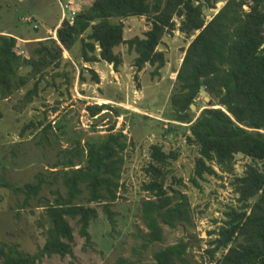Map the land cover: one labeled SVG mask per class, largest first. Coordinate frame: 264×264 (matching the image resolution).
<instances>
[{
	"label": "trees",
	"instance_id": "16d2710c",
	"mask_svg": "<svg viewBox=\"0 0 264 264\" xmlns=\"http://www.w3.org/2000/svg\"><path fill=\"white\" fill-rule=\"evenodd\" d=\"M215 5L214 0H94L72 23H61L56 39L26 43L27 56L17 53L16 38L0 33V98L9 99L33 81V88L23 97L24 104L32 103L48 71L60 69L64 52L71 53L78 43L83 65L104 62L118 70L123 63L118 49L126 45L136 54L138 72L146 65L159 72L166 60L158 48L179 20L178 31L193 39L177 72L171 104L176 121L189 125L187 143L199 152L191 183L200 188L199 181L219 178L216 168L233 173L237 155L251 161L243 176L233 181L240 207L231 209L224 224L210 233L214 239L207 253L213 260L221 253L214 264H264V0H228L206 22L203 9H215ZM129 18H144L150 25L142 38L125 39L122 21ZM88 70L92 82L99 84L96 72ZM56 76L69 81L63 73ZM79 81L87 82L82 75ZM202 91L210 101L197 117H190L191 106ZM108 108L96 105L87 112L95 118ZM50 128L43 129L40 143H48ZM128 147L127 136L111 128L106 136L75 141L58 154L60 159L47 175L38 174L34 182L22 188L4 183L5 188L24 196V206L33 199L41 203L43 189H49L54 200L44 203L41 216L47 235L44 247L29 255L16 244L3 245L1 264H39L44 256H72L74 235L68 219L77 221L81 237L90 243L89 227L98 212L89 205L101 206L114 225L111 208L123 187ZM178 158V153L165 152L161 145L150 148L144 169L148 180L141 187L146 195L140 209L146 229L141 236L144 248L164 242V227L194 226L190 199L180 190L185 185L174 175L173 162ZM85 193L87 204H82ZM188 248L180 239L156 251L151 264H190ZM117 264L131 263L120 259Z\"/></svg>",
	"mask_w": 264,
	"mask_h": 264
},
{
	"label": "rangeland",
	"instance_id": "374dc122",
	"mask_svg": "<svg viewBox=\"0 0 264 264\" xmlns=\"http://www.w3.org/2000/svg\"><path fill=\"white\" fill-rule=\"evenodd\" d=\"M228 0H214L215 9H203L206 22L224 6ZM60 0H0V33L12 34L20 39H31L44 32H52L62 16ZM62 3L65 1L61 0ZM69 14V13H68ZM35 18L34 24L25 20ZM113 22L117 23L116 20ZM125 39L142 38L150 29L144 18H129L122 21ZM176 30L166 35L158 50L163 52L166 65L159 72L146 65L141 72L134 66L136 54L121 46L118 52L123 63L115 70L107 63L83 66L80 59V43L66 55L60 69L48 71L41 81L38 95L32 103L24 104L23 97L33 88L31 81L25 88L7 100L0 98V247L16 244L25 254L36 255L44 247L46 227L41 216L44 203L53 202L54 195L43 189L39 199L24 206V196L15 194L3 186L22 188L32 183L38 174L47 171L56 163L61 151L71 148L75 141L106 136L108 131H122L127 136L128 149L124 153L120 196L112 206L114 225L108 221L101 206L96 208L98 218L89 227L91 242L80 235L76 220L68 219L73 228V255L65 258L44 256L39 264H117L126 259L131 264H151L154 253L184 239L189 244L190 264H214L221 253L211 259L210 233L216 231L227 220L231 209H239L233 181L243 176L250 159L235 157L233 173L224 174L216 168L219 178L208 177L199 181L200 188L191 183L198 149L187 143V124L177 122L171 98L177 91L176 76L185 50L192 38ZM17 53H26V44L18 41ZM92 67L99 76L95 84L88 72ZM63 73L64 76H56ZM87 82L81 84L79 76ZM210 99L202 93L195 99L190 117H197L207 107ZM108 105V111L92 118L88 107ZM50 125L48 143H40L41 132ZM152 145H161L165 152H176L179 158L173 162L174 175L185 187L180 190L190 199L194 226L177 229L164 227V242L144 248L141 238L146 232L141 220V201L146 197L142 185L148 180L144 169L150 161ZM170 181H172L170 179ZM55 188V187H53ZM62 189V188H61ZM85 193L81 199L86 203ZM1 264V260H0Z\"/></svg>",
	"mask_w": 264,
	"mask_h": 264
},
{
	"label": "crops",
	"instance_id": "0c3cea01",
	"mask_svg": "<svg viewBox=\"0 0 264 264\" xmlns=\"http://www.w3.org/2000/svg\"><path fill=\"white\" fill-rule=\"evenodd\" d=\"M63 1V0H62ZM65 3H62L61 0L59 2L60 4V8H61V5L62 6H65L69 3H71V5L69 6V8L67 10H65L63 12L62 8H61V11H62V15L64 14L65 15V19H63V17L61 16V19L59 20L58 24L54 27L53 31H54V36H50V34H52V32H44L43 34H41L40 36H37L35 38H29V39H20L18 38L17 36L15 35H12V34H5V35H9V36H12L14 38H16L18 41H21L22 43L26 44L28 42H37V41H42V40H45L49 37H52L54 39H56V31L57 29L60 27L61 23L66 20V18H69L72 14V12H76V14L83 8L85 7H89L92 5V3L94 2V0H64ZM69 13V14H68ZM33 19V18H32ZM37 20H35V18L33 19V24L34 26H37V23H36ZM33 26V28H34ZM37 29H38V26H37ZM18 44V43H17ZM69 53L68 52H64V57L66 55H68ZM100 63H104V62H100ZM100 63H96L95 65H98ZM94 65V64H93ZM83 66H87V64H84ZM91 66V65H89ZM90 69H92V67H89ZM94 70V69H93ZM97 72V71H96ZM98 73V72H97Z\"/></svg>",
	"mask_w": 264,
	"mask_h": 264
},
{
	"label": "built area",
	"instance_id": "2783aa9c",
	"mask_svg": "<svg viewBox=\"0 0 264 264\" xmlns=\"http://www.w3.org/2000/svg\"><path fill=\"white\" fill-rule=\"evenodd\" d=\"M70 5H71V3H69V4L65 5V6H62V5H61V8H62L63 12H64L65 10H67V9L69 8ZM245 10H247V7H245ZM75 15H76V12H72L71 16H70L69 18H66V20H68L70 23H72V21H73ZM62 17H63V19H65V15H64V14L62 15ZM25 22L28 23V24H32V23H33V19H32L31 17H28V18L25 20ZM34 29H37V26H34ZM18 54L24 56L23 53H18Z\"/></svg>",
	"mask_w": 264,
	"mask_h": 264
},
{
	"label": "water",
	"instance_id": "95a60500",
	"mask_svg": "<svg viewBox=\"0 0 264 264\" xmlns=\"http://www.w3.org/2000/svg\"><path fill=\"white\" fill-rule=\"evenodd\" d=\"M193 107H194V106L192 105V106H191V109H193Z\"/></svg>",
	"mask_w": 264,
	"mask_h": 264
}]
</instances>
